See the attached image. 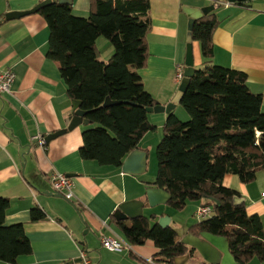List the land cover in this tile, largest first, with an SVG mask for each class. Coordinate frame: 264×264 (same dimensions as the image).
Returning a JSON list of instances; mask_svg holds the SVG:
<instances>
[{
    "label": "trees",
    "instance_id": "trees-1",
    "mask_svg": "<svg viewBox=\"0 0 264 264\" xmlns=\"http://www.w3.org/2000/svg\"><path fill=\"white\" fill-rule=\"evenodd\" d=\"M89 5L88 17H79L72 6L59 3L37 14L49 26L48 57L58 65L69 98L81 102L91 127L82 134L81 158L121 168L127 156L141 148L145 135L157 129L147 110L158 102L139 75L149 59L150 1L89 0ZM217 27L213 12L193 27L192 39L200 44L203 64L180 98L190 119L168 114L157 148L158 176L145 184L168 192L167 206L176 211L185 210L190 202L213 208L212 217L190 226L187 233L226 237L239 264L264 262L261 217L249 215L245 203L236 206L234 198L242 196L224 185L229 175L251 184L264 170L263 96L251 92L245 73L214 64ZM101 37L115 49L108 63L99 60ZM107 99L114 104H107ZM9 207L10 201L0 197V261L15 264L33 248L23 224L7 225ZM158 217L117 221L113 216L109 224L131 246L151 242L158 250L153 257L157 264H174L175 258L187 253L196 258L197 252L180 242L173 222L162 228ZM44 218L41 209L33 210L32 221Z\"/></svg>",
    "mask_w": 264,
    "mask_h": 264
},
{
    "label": "crops",
    "instance_id": "crops-1",
    "mask_svg": "<svg viewBox=\"0 0 264 264\" xmlns=\"http://www.w3.org/2000/svg\"><path fill=\"white\" fill-rule=\"evenodd\" d=\"M43 1L0 0V68H13L16 73L12 93L0 95V197L10 201L7 225L23 224L33 248L15 264H81L82 251L93 264H149L157 248L151 242L139 247L129 245L109 222L124 202L147 204L142 177L149 168L150 152L142 146H146L144 139L150 134L140 145L148 154L147 170L142 175L84 161L80 155L82 134L91 128L85 124L45 146L36 140L66 129L74 116L67 84L58 65L48 57L50 32L46 20L37 13L6 20L8 13L32 10ZM149 1V59L139 75L158 104L168 105L179 93L181 82L177 83L175 77L186 67L190 20L186 10L215 6L212 12L218 27L213 35V62L245 73L251 92L263 96L264 112V0ZM72 7L79 17L89 15V0H73ZM192 44L197 69L203 57L200 44ZM179 107L173 111L178 117ZM167 117L166 113L150 114L156 131L163 128ZM55 172L71 175L75 197L68 201L83 211L84 222L67 200L50 196L57 193L51 183ZM224 185L239 192L247 213L260 216L264 224V170L251 184H242L229 175ZM35 209H41L45 218L32 221ZM153 214L168 215L164 210ZM103 235L116 236L127 247L111 251L102 245ZM249 264L264 262L254 259Z\"/></svg>",
    "mask_w": 264,
    "mask_h": 264
},
{
    "label": "water",
    "instance_id": "water-1",
    "mask_svg": "<svg viewBox=\"0 0 264 264\" xmlns=\"http://www.w3.org/2000/svg\"><path fill=\"white\" fill-rule=\"evenodd\" d=\"M228 1L230 3H244L248 0ZM55 3L72 6L73 0H44L32 10L8 13L6 15V20H20L28 15L36 14L42 8ZM214 9L215 6H209L200 10H186L188 16L190 17L188 26L189 35L185 62L186 67L183 72V79L180 83L179 93L168 105L163 106L161 104H157L155 107L149 108L147 110L149 114H170L175 110L176 106L180 104L181 95L187 90L191 79L196 72L193 56V39L191 32L196 21L204 18ZM72 103L74 116L72 117L69 126L64 130H60L44 138L45 144L48 145L52 140L65 135L67 132L74 130L79 125H87L89 123V121L85 119V112L81 110V102L78 100H74ZM106 103L109 105L114 104L110 99H107ZM147 160V152L141 149H137L127 156V158L123 162L122 171L124 174L128 175H142L147 170ZM68 177H71V175H69ZM50 196L58 197L68 201V199L60 193H51ZM146 199L147 204L143 201L138 200H132L122 203L118 206V209L114 213L115 219L117 221H122L127 219L141 218L144 216V209L146 206L154 208L160 205H167L171 200V195L163 189L149 187L146 190ZM68 202L84 222V217L79 211L78 207L71 201ZM243 203H245L244 198L239 196H236L234 198V204L236 206L242 205ZM157 222L162 228H168L171 224V218L167 216H159ZM180 242L183 245L194 249L197 252V257L193 258L190 253H187L185 256L175 258L174 264H239L230 251V243L226 237L217 236L209 232H200L198 235L187 233L184 237H182Z\"/></svg>",
    "mask_w": 264,
    "mask_h": 264
},
{
    "label": "rangeland",
    "instance_id": "rangeland-1",
    "mask_svg": "<svg viewBox=\"0 0 264 264\" xmlns=\"http://www.w3.org/2000/svg\"><path fill=\"white\" fill-rule=\"evenodd\" d=\"M97 45L101 53L99 60L108 63L109 59L115 54L114 47L105 37H101L98 40ZM179 108H181V114H180L181 116L179 117L182 118L183 121H188L190 119V116L188 115V113L182 107H179ZM148 134L150 135H148V137L144 139L146 146H142V147H145L150 152V160H149V165H148L149 168L146 174L142 177V180L144 179L145 182H154L158 176V171H159L157 148L164 135L163 128L161 127L159 130L153 131V132L151 131ZM146 190L147 188L145 189V191ZM199 205L200 203L198 202L197 203L190 202L187 205L186 209L183 211H176L167 205H160L154 208L150 206H146L144 210V216L149 218L153 213L164 210L165 213L168 214L167 217L171 218L174 228L179 232L181 237H184L190 226L197 224L201 220H205V219L200 220L197 217L196 212H197ZM85 231L86 230H84L83 233ZM119 234L123 236L120 230H119Z\"/></svg>",
    "mask_w": 264,
    "mask_h": 264
},
{
    "label": "built area",
    "instance_id": "built-area-1",
    "mask_svg": "<svg viewBox=\"0 0 264 264\" xmlns=\"http://www.w3.org/2000/svg\"><path fill=\"white\" fill-rule=\"evenodd\" d=\"M183 79V70H180L175 77V81L180 83ZM16 80V73L13 68H0V95L2 94H10L13 90V85ZM36 140L39 142L41 146H45L44 137H37ZM51 183L53 185L54 190L57 193L63 194L68 200H73L75 197L74 194V183L65 174L55 172L51 175ZM197 217L198 219H206L213 216V208L208 205H201L197 209ZM106 228H109L108 225L105 224ZM101 243L104 247L108 248L111 251H123L127 244L125 242H120L116 236H105L101 237ZM149 264H157L153 258L148 260ZM81 264H93L90 259L87 257L85 251L81 252Z\"/></svg>",
    "mask_w": 264,
    "mask_h": 264
}]
</instances>
